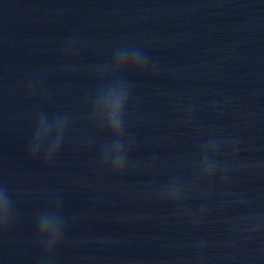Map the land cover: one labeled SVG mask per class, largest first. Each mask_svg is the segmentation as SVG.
I'll return each instance as SVG.
<instances>
[{
	"label": "water",
	"instance_id": "water-1",
	"mask_svg": "<svg viewBox=\"0 0 264 264\" xmlns=\"http://www.w3.org/2000/svg\"><path fill=\"white\" fill-rule=\"evenodd\" d=\"M123 47L145 72L110 71ZM113 79L129 93L120 176L91 118ZM41 118L64 127L51 162L30 156ZM0 188V264H264V0H0ZM54 207L46 261L37 219Z\"/></svg>",
	"mask_w": 264,
	"mask_h": 264
},
{
	"label": "clouds",
	"instance_id": "clouds-1",
	"mask_svg": "<svg viewBox=\"0 0 264 264\" xmlns=\"http://www.w3.org/2000/svg\"><path fill=\"white\" fill-rule=\"evenodd\" d=\"M109 68L117 77H123L126 73L145 72L147 60L138 51L123 47L117 49ZM128 100L126 80L113 79L101 85L91 113L93 123L106 133L108 141L101 166L114 176L123 175L126 168L128 148L124 141V132ZM63 134L64 127L61 122L49 124L44 118H41L36 124L34 141L30 150L31 158H38L41 152L46 150L48 162L55 160L60 152ZM210 159L207 154L202 157L200 171L204 180L209 179L210 168L214 166L208 163ZM176 195L177 189L175 188L166 193L170 199H175ZM9 204L4 189L0 188V228L2 229L8 225L10 220ZM63 223L59 207L43 211L37 219V242L45 245L48 249L49 255L45 257L46 261L51 260V253L62 242Z\"/></svg>",
	"mask_w": 264,
	"mask_h": 264
},
{
	"label": "snow or ice",
	"instance_id": "snow-or-ice-1",
	"mask_svg": "<svg viewBox=\"0 0 264 264\" xmlns=\"http://www.w3.org/2000/svg\"><path fill=\"white\" fill-rule=\"evenodd\" d=\"M0 230H2V228H0Z\"/></svg>",
	"mask_w": 264,
	"mask_h": 264
}]
</instances>
